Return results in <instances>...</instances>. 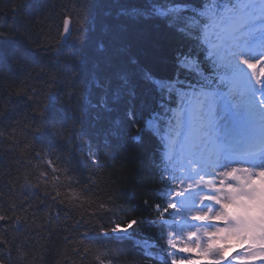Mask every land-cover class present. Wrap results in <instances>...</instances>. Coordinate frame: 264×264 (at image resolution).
Segmentation results:
<instances>
[{
	"label": "snow or ice",
	"instance_id": "6c2138e0",
	"mask_svg": "<svg viewBox=\"0 0 264 264\" xmlns=\"http://www.w3.org/2000/svg\"><path fill=\"white\" fill-rule=\"evenodd\" d=\"M94 27L120 38L123 57L108 74L91 71L85 83L97 144L111 151L154 138L160 151L153 164L164 186L160 200H144L151 216L124 215L99 225V232L143 234L149 226L153 237L132 240L144 254L133 264H264V0H114L103 5ZM73 32L66 11L59 43ZM157 58L172 65L170 74L158 70ZM18 59L15 51L0 49V71ZM52 99L49 91L35 114L43 118ZM72 135L88 144V159L99 165L83 124ZM44 159L60 171L50 156ZM69 191L70 200H79V192ZM99 207L113 210L104 202ZM9 223L19 232L25 220L0 215V226ZM101 248L95 249L98 264ZM21 251L9 244L4 258L27 264Z\"/></svg>",
	"mask_w": 264,
	"mask_h": 264
},
{
	"label": "trees",
	"instance_id": "16d2710c",
	"mask_svg": "<svg viewBox=\"0 0 264 264\" xmlns=\"http://www.w3.org/2000/svg\"><path fill=\"white\" fill-rule=\"evenodd\" d=\"M113 2L0 0V49L15 51L19 57L0 71V215L9 220L13 215L25 220L19 232L15 231L14 223L0 226L3 236L0 249L8 250L9 244L14 249L23 246L28 258L36 254L33 264H59L61 260L63 264H72L65 251L73 259L79 258L76 248L81 240L102 246L112 257V264H133L144 258L143 252L133 245V238L154 236L147 225L143 234L135 229L128 234L99 232V225L108 227L110 221L124 215L151 216L152 209L144 200H160V188L164 187L159 184L157 167L153 164L160 151L154 138L146 136L139 146L108 151L103 143L97 144L98 127L93 122V111H85L89 73L96 70L108 74L123 60L118 53L120 38L105 35L94 27L103 15V5ZM66 11L72 15L74 32L60 44L59 30ZM131 42L138 50L136 41ZM100 44L105 45V51L99 50ZM155 63L163 73L170 74L173 70L171 64L163 65L158 58ZM96 64L99 69H94ZM77 71L80 75L73 86ZM21 87L25 92L19 91ZM49 91L54 99L41 118L35 109ZM81 124L93 141V150L97 148L99 165L88 159V144L73 138L72 133ZM46 155L57 169L69 170L70 186L83 190L86 198L98 202L86 205V211L81 209L82 220L67 201L62 203L53 198L54 193L46 194L42 187L25 184L26 177L32 181L39 174L36 168ZM42 168L48 173L47 179L50 176L63 179L64 173L51 171L46 163ZM101 202L110 204L113 210L100 208ZM76 219L80 222L74 223Z\"/></svg>",
	"mask_w": 264,
	"mask_h": 264
},
{
	"label": "clouds",
	"instance_id": "9594fccd",
	"mask_svg": "<svg viewBox=\"0 0 264 264\" xmlns=\"http://www.w3.org/2000/svg\"><path fill=\"white\" fill-rule=\"evenodd\" d=\"M46 161L45 159L41 160L40 165L37 166L36 171L39 173L37 176L33 178L32 181H29V183L33 187H42V190L46 194H52L54 193V199L60 200V202L67 201L68 203L70 202L72 204L73 209L77 211L78 216H83V210H87L86 205H88L89 202L91 204H96L98 203L97 201L91 199V198H86L84 195L83 190L76 188L75 186H70V181L72 180V177L67 175V172L64 171V169H58L62 173H64L63 179H55L54 177H49L48 179H45L43 176V168L42 165L45 164ZM69 187H71L72 191H76L80 193V198L79 200H70L71 193L69 191ZM98 210V209H97ZM106 210V209H105ZM87 222V221H86ZM74 223H79V220L76 219L74 220ZM0 240H3L2 234H0ZM90 246V247H89ZM77 247H84V248H89V251L87 254H85L83 251L79 252V258L73 259L71 255H67V251H65V257L69 260H72V264H98L97 262V253L95 251L96 248L99 247V245H94L90 243H83L79 241L77 243ZM8 251L7 249H0V264H10V261L6 258H4V253ZM28 256V253L25 251H21L19 254V258L23 259V256ZM35 255L33 254L31 258L28 259L27 264H33L35 260ZM100 261L99 264H112V257L108 254V252L101 248L100 249ZM16 257H13V264L15 261ZM59 264H63V260L59 261Z\"/></svg>",
	"mask_w": 264,
	"mask_h": 264
},
{
	"label": "rangeland",
	"instance_id": "374dc122",
	"mask_svg": "<svg viewBox=\"0 0 264 264\" xmlns=\"http://www.w3.org/2000/svg\"><path fill=\"white\" fill-rule=\"evenodd\" d=\"M228 253H226V255H227Z\"/></svg>",
	"mask_w": 264,
	"mask_h": 264
}]
</instances>
